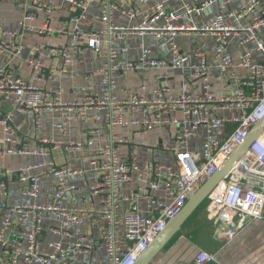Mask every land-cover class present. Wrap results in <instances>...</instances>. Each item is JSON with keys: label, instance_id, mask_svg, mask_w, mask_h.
<instances>
[{"label": "built area", "instance_id": "obj_1", "mask_svg": "<svg viewBox=\"0 0 264 264\" xmlns=\"http://www.w3.org/2000/svg\"><path fill=\"white\" fill-rule=\"evenodd\" d=\"M4 1L0 0V6ZM169 1L125 9L117 0H15L22 10L15 28L5 26L0 8V52H9L11 60L25 53V46L18 41L23 32L68 36L69 45L80 52L87 49L101 54L105 46L108 49V61L85 76L99 77L100 88L83 86L71 99H64L60 84L48 88L39 82L41 71L47 68L41 54L47 51L57 55V48L47 43L33 48L39 57L27 59L32 77L16 74L11 62L0 64V101L12 104L0 117L1 264H74L80 255L92 252L98 245L105 248L106 258L96 264H135L168 221L180 213L189 195L220 168L264 117V37L260 33L264 27V0H245L238 10L232 8L236 0L182 1L179 10L168 9ZM212 5L217 6L214 18L195 24L193 18L202 16ZM62 10L67 16L59 19ZM119 10L130 21L138 17L141 21L132 25L118 23L115 17ZM94 14L99 17L97 26L91 21ZM40 15L43 24L35 25ZM248 16L251 19L242 24ZM184 18L188 24L178 22ZM180 34L205 37L213 47L203 42L193 50L181 51L175 42ZM149 35L168 39L169 60L157 56L148 43L142 45L137 60H119V55L129 50L127 44L121 43ZM235 45L241 48L239 55L232 51ZM255 53H260L262 60L257 61ZM75 62V58L65 57L63 67L54 71L52 78L59 81L61 76L72 74ZM167 67L179 74L177 90L168 82L170 75L161 73L149 93L142 83V92L118 95V71ZM218 80L227 86L225 92L216 91ZM55 108L62 110L55 127L64 134L73 120L91 116L111 130V140L106 143H98L99 127L90 129L86 140L71 141L74 148L92 151L88 168L48 161L46 145L57 143L53 139H43L36 149L20 145L15 115L27 113L39 128L43 112ZM125 111L130 115L125 116ZM231 125L234 128L220 137L219 131ZM174 126H180L178 135L162 147L170 161L157 159L154 153L140 157V152L131 149V138L118 134L119 128L130 127L138 134ZM129 143L130 152L124 155L121 147ZM146 146L142 141L140 147ZM32 154L40 159L17 169L4 164L7 157ZM89 171L94 177L84 191L70 181V176ZM7 175L23 183L21 197L29 201L10 199ZM47 176L55 180L51 203L40 201L42 179ZM80 195L81 203L66 205ZM206 211L210 218L227 225L229 238L249 219L263 218L264 130L210 193ZM47 219L58 225L57 233L63 231L69 240L55 239L43 248ZM88 220L98 225L97 241L87 242L72 230ZM214 258L202 250L197 261L204 264Z\"/></svg>", "mask_w": 264, "mask_h": 264}, {"label": "crops", "instance_id": "obj_2", "mask_svg": "<svg viewBox=\"0 0 264 264\" xmlns=\"http://www.w3.org/2000/svg\"><path fill=\"white\" fill-rule=\"evenodd\" d=\"M159 0H149L142 3L139 0H117L120 8H148L153 6ZM182 1L189 0H171L168 2V9L179 10ZM245 0H236L232 4V8L238 10L240 5ZM15 2L14 0H5L0 8L4 17L5 26L8 28H15L17 21L22 15V10L19 7H11L12 10H7V7ZM217 13V6L212 5L208 7L202 16H195L193 22L197 25L207 23L211 21ZM67 16V12L62 10L59 12V19H64ZM118 23L125 25H132L139 23L141 17L130 21L119 10L115 17ZM251 19L248 16L242 20V24H245ZM91 21L94 25L99 24V17L94 14L91 17ZM60 21H56L59 23ZM178 22H189L187 19H180ZM35 25L43 24V16L40 15L35 21ZM158 25H161V21H157ZM261 36L264 37V27L261 29ZM68 36L59 35H40L29 32H23L18 36L20 41L25 46V53H28L25 57V53L21 58H14L11 60L9 52H0V64H7L11 62V67L23 77H32L33 71L28 64L27 59L33 57H39L40 54L33 51L35 46H39L42 43H47L51 47L57 48V55L52 56L49 52L41 54L43 62L47 65V68L41 71L39 81L42 85L48 88H55L58 84L61 85V90L64 99H71L75 92L83 86H90L94 89L100 88V78L91 76L90 79H86L85 76L92 71L95 67L108 61V49L104 47V51L101 54H95L90 50L78 51L77 47L70 46L68 43ZM175 42L181 51L188 52L197 48L201 43L207 42L213 47V42L205 37H190L180 34L175 38ZM148 43L156 51L157 56L163 59L171 58V51L168 47L167 38H157L153 35L148 37H137L132 41L123 42L121 44H127L129 47L128 53L119 55L121 62L137 60L140 57L142 45ZM119 44V45H121ZM234 54L239 55L241 48L236 46L232 47ZM65 57L75 58V64L72 68V74H66L61 76L60 80L52 78V73L59 70L64 65ZM254 58L257 61L262 60L260 53H255ZM161 73H167L170 75L168 82L172 84L174 90H177L180 85L179 74L172 68H148L139 69L137 71H129L122 69L117 73V93L120 97H125L130 93L142 92V83L147 85L146 93H149L151 89L159 82L158 75ZM216 91L218 93L225 92L227 86L220 80L216 81ZM12 108V104L8 102L0 101V117H2L7 111ZM102 113V112H101ZM62 110L55 108L51 110H45L42 115V125L36 128L33 119L27 113H17L15 115V126L19 132L20 145L27 146L31 149H36L41 145L43 139H53L57 143H49L46 148L49 151L47 157L48 161H53L57 165H63L70 163L74 167L88 168L89 160L92 156L90 149H77L70 146L71 141L74 140H86L88 132L92 128L99 127L101 129V135L98 143H106L111 140V130L105 128L103 123L97 121L92 116L86 120L75 119L72 121L66 134L59 131L55 125L60 120ZM125 116L130 115L129 111L124 112ZM234 126L219 131L220 137H225ZM180 126H174L172 128H158L149 133H138L128 128H119L118 134L124 137L131 138V146L123 145L122 151L124 155L132 151L137 154L140 152V157L151 156L153 153L157 159L164 160L170 159L169 155L164 153L163 145L170 144L178 135ZM3 135V127L0 126V142ZM142 141L147 143L146 147H140ZM142 148V149H141ZM161 149V151H159ZM140 150V151H139ZM159 152V153H158ZM38 155H20L14 157H7L4 164L8 168L17 169L22 165L28 164L39 160ZM94 173L87 172L85 175H73L70 176V181L75 183L80 190L87 189L88 184L93 180ZM7 181L10 183L9 197L12 201H29L30 199L21 197V189L23 183L19 181L16 176H6ZM55 189V180L51 176L44 177L42 179V193L40 201L43 203H51L53 201V193ZM83 195L76 197L66 202V205L73 207L76 204L81 203ZM206 202V201H205ZM45 223V235L42 241V247L46 248L48 242L55 239H68V236L63 231L57 233L59 229L54 223L46 220ZM57 224V223H56ZM68 230V229H67ZM75 233L83 235L87 242H94L99 239L98 225L96 222L86 221L85 223L72 229ZM228 227L219 219L210 218L206 211V205L201 206L191 217H189L181 230L177 231L165 247L153 258L151 264H198V255L200 251H206L214 255V260L206 262L204 264H264V214L262 219H249L247 223L237 232V234L229 238L227 233ZM69 240V239H68ZM106 258V251L103 246L98 245L96 249L89 253H83L74 264H96ZM2 257L0 256V264Z\"/></svg>", "mask_w": 264, "mask_h": 264}, {"label": "water", "instance_id": "obj_3", "mask_svg": "<svg viewBox=\"0 0 264 264\" xmlns=\"http://www.w3.org/2000/svg\"><path fill=\"white\" fill-rule=\"evenodd\" d=\"M28 50L25 53V57ZM264 130V117L248 132L245 139L233 150L220 168L210 176L196 191L189 195L183 209L170 219L163 231L153 240L151 245L140 255L135 264H151L153 258L165 247L174 234L181 230L186 220L205 203L210 193L224 180L233 166L246 154L249 147Z\"/></svg>", "mask_w": 264, "mask_h": 264}, {"label": "rangeland", "instance_id": "obj_4", "mask_svg": "<svg viewBox=\"0 0 264 264\" xmlns=\"http://www.w3.org/2000/svg\"><path fill=\"white\" fill-rule=\"evenodd\" d=\"M15 1V0H14ZM11 7H17V5H16V2H13V3H11L8 7H7V10H11V11H14V10H12L11 9ZM159 151H161V149H159ZM159 153V152H158ZM165 161H170V159L168 158V159H164ZM203 205H206V202L205 203H203ZM202 205V206H203ZM201 207V206H200Z\"/></svg>", "mask_w": 264, "mask_h": 264}]
</instances>
